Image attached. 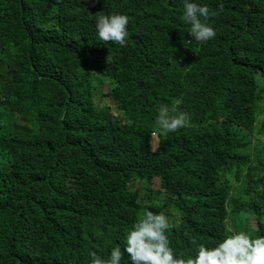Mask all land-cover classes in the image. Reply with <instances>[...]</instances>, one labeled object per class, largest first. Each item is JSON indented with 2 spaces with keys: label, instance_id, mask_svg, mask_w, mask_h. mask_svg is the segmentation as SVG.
I'll list each match as a JSON object with an SVG mask.
<instances>
[{
  "label": "trees",
  "instance_id": "obj_1",
  "mask_svg": "<svg viewBox=\"0 0 264 264\" xmlns=\"http://www.w3.org/2000/svg\"><path fill=\"white\" fill-rule=\"evenodd\" d=\"M189 2L209 9L207 42L184 0H0V264L116 247L132 264L145 211L169 218L176 258L264 236V0ZM98 12L129 17L126 46L98 39ZM174 99L190 122L164 133Z\"/></svg>",
  "mask_w": 264,
  "mask_h": 264
},
{
  "label": "clouds",
  "instance_id": "obj_2",
  "mask_svg": "<svg viewBox=\"0 0 264 264\" xmlns=\"http://www.w3.org/2000/svg\"><path fill=\"white\" fill-rule=\"evenodd\" d=\"M183 8L182 19L191 25L189 32L191 37L201 43L215 37V30L206 23L210 15L207 6H199L184 0ZM220 8H223L222 4ZM93 16L100 41L126 46L128 16L106 15L104 12H98ZM181 103V99H174L171 107L161 105L158 109L156 124L162 132H175L190 122L189 114L178 110ZM169 227L167 216L145 211L143 218L137 220L125 237L124 250L132 264H264V236L253 239L243 231L227 236L212 248L199 244L194 258H176L166 235ZM192 243L196 241L193 239ZM91 257V264H120L124 251L116 247L106 260L97 256L95 252L91 253Z\"/></svg>",
  "mask_w": 264,
  "mask_h": 264
},
{
  "label": "rangeland",
  "instance_id": "obj_3",
  "mask_svg": "<svg viewBox=\"0 0 264 264\" xmlns=\"http://www.w3.org/2000/svg\"><path fill=\"white\" fill-rule=\"evenodd\" d=\"M254 80L258 88V93L261 95L262 98H264V79L262 78L260 74H258L254 76ZM263 116L264 115H262V117ZM119 117H121L122 119L124 118L123 115L121 114L119 115ZM158 143H159V139H156L155 146H154L155 148H157ZM154 188L160 189V181L158 179L154 181ZM241 218H245V215H242ZM252 220L253 221H251V224L255 226V218H252Z\"/></svg>",
  "mask_w": 264,
  "mask_h": 264
}]
</instances>
